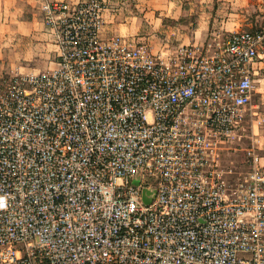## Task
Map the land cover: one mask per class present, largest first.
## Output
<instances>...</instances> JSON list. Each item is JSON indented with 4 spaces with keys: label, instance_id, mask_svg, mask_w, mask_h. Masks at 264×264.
Segmentation results:
<instances>
[{
    "label": "built area",
    "instance_id": "1",
    "mask_svg": "<svg viewBox=\"0 0 264 264\" xmlns=\"http://www.w3.org/2000/svg\"><path fill=\"white\" fill-rule=\"evenodd\" d=\"M37 1L57 65L0 83V264H264V155L222 164L264 25L163 56L107 0Z\"/></svg>",
    "mask_w": 264,
    "mask_h": 264
},
{
    "label": "crops",
    "instance_id": "2",
    "mask_svg": "<svg viewBox=\"0 0 264 264\" xmlns=\"http://www.w3.org/2000/svg\"><path fill=\"white\" fill-rule=\"evenodd\" d=\"M104 18V36H134L147 41L153 52L167 56L179 44L196 45L207 51L230 32L261 28L264 0H107ZM50 42L55 39L43 22L37 0H0L1 76L30 70L17 65L21 59L35 55L49 59ZM40 46H44V53ZM48 62L44 60L39 70L47 69ZM49 63L57 65L55 60L50 59ZM255 67L258 81L247 125L252 143L264 155V53Z\"/></svg>",
    "mask_w": 264,
    "mask_h": 264
},
{
    "label": "rangeland",
    "instance_id": "3",
    "mask_svg": "<svg viewBox=\"0 0 264 264\" xmlns=\"http://www.w3.org/2000/svg\"><path fill=\"white\" fill-rule=\"evenodd\" d=\"M37 43V42H36ZM46 43V42H42ZM51 45L49 47V51H47L50 54V58L46 59L43 56H36L32 58H24L21 59L19 62H17V65L19 66H24L26 68H31L29 71H40L39 66L43 63L44 60H47L50 62L51 60H55L56 56V51H55V44L54 42H50ZM42 49L44 46H40ZM41 53H44L45 50L40 51ZM39 52V53H40ZM47 63V68L49 67H54L51 66L50 63ZM36 68V70H35ZM43 68V67H42ZM12 77V74L10 73H5L0 75V83L9 81V79ZM252 134L250 133V127L245 123L244 128L241 130L240 134L238 135L237 139L229 144V146L222 152V164L223 167H225L226 170L232 169L234 172L233 174L237 175L245 171H247V164L245 163V148L249 147L252 144V139H251ZM229 177V175H228Z\"/></svg>",
    "mask_w": 264,
    "mask_h": 264
}]
</instances>
